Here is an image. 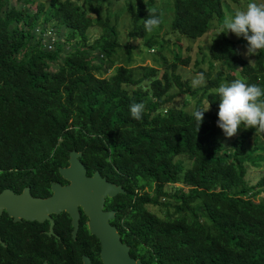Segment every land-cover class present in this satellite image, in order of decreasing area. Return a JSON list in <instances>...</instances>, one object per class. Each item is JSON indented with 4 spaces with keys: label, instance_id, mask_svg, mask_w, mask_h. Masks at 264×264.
<instances>
[{
    "label": "trees",
    "instance_id": "1",
    "mask_svg": "<svg viewBox=\"0 0 264 264\" xmlns=\"http://www.w3.org/2000/svg\"><path fill=\"white\" fill-rule=\"evenodd\" d=\"M35 1L0 0V189L27 184L46 195L70 150H80L89 173L98 169L125 189L107 201L131 255L146 264H264V201L253 198L264 191V173L254 183L245 178L246 162L255 163L245 141L256 150V130L241 125L226 137L216 93L237 78L264 89V50L250 60L220 28L206 69L198 67L206 81L194 86L177 68L190 56L162 53L160 0H123L114 12L113 0ZM148 9L161 18L152 32L144 29ZM169 9V31L190 39L225 18L223 0H171ZM124 11L128 34L147 46L137 52L155 64L134 68L131 43L121 59ZM90 28L98 30L92 42ZM182 95L191 108L186 99L175 104ZM141 102L136 120L130 105ZM196 110H207L200 126ZM175 182L184 185L166 188Z\"/></svg>",
    "mask_w": 264,
    "mask_h": 264
},
{
    "label": "water",
    "instance_id": "2",
    "mask_svg": "<svg viewBox=\"0 0 264 264\" xmlns=\"http://www.w3.org/2000/svg\"><path fill=\"white\" fill-rule=\"evenodd\" d=\"M81 151L69 152L68 164L59 166V173L69 180L67 184L59 181L51 183V194L46 197L33 196L29 186L21 192L11 188L0 191V211L6 207L13 214L44 218L51 212L66 210L77 227L81 205L88 216V226L101 244V257L105 264H146L139 257L131 256L129 245L121 240L115 225L110 223L115 210L103 209L105 197L125 192L121 184L114 183L101 175L99 170L86 175V167L80 159Z\"/></svg>",
    "mask_w": 264,
    "mask_h": 264
},
{
    "label": "flooded vegetation",
    "instance_id": "3",
    "mask_svg": "<svg viewBox=\"0 0 264 264\" xmlns=\"http://www.w3.org/2000/svg\"><path fill=\"white\" fill-rule=\"evenodd\" d=\"M93 172L89 173L86 168V175H91ZM61 177L62 180H51V183L53 181H59L61 184L69 182L62 175ZM25 186L29 185H23L20 190L8 188L21 192ZM4 188L7 186L2 187L0 191ZM29 190L33 196L39 197L49 196L52 192L51 184L50 193L46 195L33 194L30 187ZM103 209L115 210L114 217L109 221L116 226L121 238L118 225L112 222L116 216V209L108 205L107 197H105ZM78 210V223L75 228L72 216L64 209L51 212L48 217L40 219L13 214L3 207L0 211V264H105L101 257L100 241L88 226V216L81 205L78 206Z\"/></svg>",
    "mask_w": 264,
    "mask_h": 264
},
{
    "label": "clouds",
    "instance_id": "4",
    "mask_svg": "<svg viewBox=\"0 0 264 264\" xmlns=\"http://www.w3.org/2000/svg\"><path fill=\"white\" fill-rule=\"evenodd\" d=\"M148 13V17L144 19V29L146 32H152L160 25L161 18L155 9H148ZM225 30L247 41L246 56L257 55L260 50H264V2L249 0L245 8L237 9L226 16L220 33H224ZM203 82V73H197L192 80L194 86H199ZM216 93L219 96L217 126L226 137L236 135L241 125L264 133V89L237 78L230 83H221ZM144 109L145 105L142 102L131 104L132 118L140 120ZM206 111L196 110L192 114L199 122V126Z\"/></svg>",
    "mask_w": 264,
    "mask_h": 264
},
{
    "label": "rangeland",
    "instance_id": "5",
    "mask_svg": "<svg viewBox=\"0 0 264 264\" xmlns=\"http://www.w3.org/2000/svg\"><path fill=\"white\" fill-rule=\"evenodd\" d=\"M37 1H42L44 4H47L49 0H36L34 4L37 3ZM249 0H223V7H224V13L225 17L234 13L235 10L237 9H243L246 7L247 3ZM257 2H264V0H257ZM123 3V0H113L112 3L110 4L109 8L112 12H114L117 8H119ZM171 4V0H160L159 1V6L162 7L163 10V15L165 18V21L161 28L158 31V36L159 38H166V40H162L164 42L163 44V49L162 53L165 54L166 58H171L173 53L178 49L181 52L182 56L189 55L190 56V62L188 65L181 64L177 67L179 71L183 74L184 77H189L191 82L192 80L196 77L197 73H202L199 71L198 67H203L206 69L207 64H208V50H209V45H210V38L213 33H216L220 28H221V23L217 21L216 19L213 20L211 23V26L207 33L197 39H190L183 37L179 35L178 33L175 32H170V26L169 23L171 22V11L169 9V6ZM18 5V4H17ZM108 5V4H107ZM105 8V7H104ZM113 17V16H112ZM170 19V20H169ZM169 21V23H168ZM118 30H119V37L122 40L123 43V50H119L122 60L125 57L126 49L125 45L131 43L134 44V48L132 49L131 56H132V63L134 68H137L138 66L142 64H155L157 60H153L149 55L144 57L142 53H138L137 51L140 50L143 47V50H147V46H144L141 42V38H135L132 37L131 35L128 34V31L130 30V20H129V14L124 11L119 17H118ZM156 30V29H155ZM90 37L88 42H92V40L98 35V30L97 28H90ZM231 36L235 39L238 40V47L242 54L248 58L252 59L253 56H246L245 53L247 52V41L243 37H237L235 34L229 32ZM241 38V39H240ZM240 40V41H239ZM177 44L179 46L176 45ZM142 44V45H141ZM180 48V49H179ZM150 53H153L154 51L152 49H149ZM157 55V54H156ZM202 55H205V58L201 60ZM152 56V54L150 55ZM197 60L198 63H195L194 61ZM113 68H110L108 71L109 74L113 71ZM216 70V68H215ZM204 81H206V78L204 77ZM183 99L188 100V104L185 105V108L189 109L192 106L193 99L190 98L189 95H183L180 97H177L175 99V104L176 105H182L184 102ZM257 134V146L258 148L256 150H253V141L247 140L245 141V145L247 150L251 152V158L255 160V163H250L246 162L247 166V172L245 175V178L247 181L250 183H254L263 173H264V133H258ZM184 159V164L188 165L190 163V160L187 159L186 157ZM180 186L184 185L183 183L180 182H175V183H169L166 184V188L169 190L173 189V186ZM255 201H264V191H261L254 197ZM150 208L153 209L155 212L160 213L159 209L156 206L150 205Z\"/></svg>",
    "mask_w": 264,
    "mask_h": 264
},
{
    "label": "built area",
    "instance_id": "6",
    "mask_svg": "<svg viewBox=\"0 0 264 264\" xmlns=\"http://www.w3.org/2000/svg\"><path fill=\"white\" fill-rule=\"evenodd\" d=\"M44 33H45V36H44V40H45V41L47 40V38L50 37V35H53V34H54V32H53L52 30L50 31V29L47 30V31L44 32ZM50 46H51V44H50V42H48V43H47V47L50 48Z\"/></svg>",
    "mask_w": 264,
    "mask_h": 264
}]
</instances>
